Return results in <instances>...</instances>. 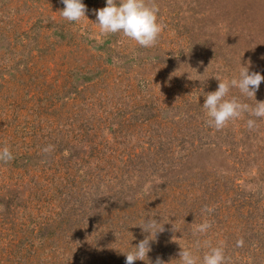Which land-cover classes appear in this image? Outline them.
<instances>
[{
    "label": "rangeland",
    "instance_id": "rangeland-1",
    "mask_svg": "<svg viewBox=\"0 0 264 264\" xmlns=\"http://www.w3.org/2000/svg\"><path fill=\"white\" fill-rule=\"evenodd\" d=\"M83 3L70 22L62 0H0V264H125L147 217L164 231L134 264L205 242L264 264V118L216 130L202 108L217 79L264 75V0H155L149 48L101 34L106 0ZM233 96L254 106L264 81Z\"/></svg>",
    "mask_w": 264,
    "mask_h": 264
},
{
    "label": "clouds",
    "instance_id": "clouds-1",
    "mask_svg": "<svg viewBox=\"0 0 264 264\" xmlns=\"http://www.w3.org/2000/svg\"><path fill=\"white\" fill-rule=\"evenodd\" d=\"M65 7L59 11L67 21L78 22L82 17H86V6L83 0H62ZM96 22L101 34L122 33L123 36L134 40L139 46L149 48L156 44L163 25L159 21V6L155 0H106V6L95 10ZM211 63V62H210ZM210 65V64H209ZM219 81L218 89L206 94L203 109L206 110L207 121L210 127L220 130L230 121L242 117L247 113L250 117L264 118V101H257L255 105L241 102L239 98L228 97L232 88L239 89L240 93L255 97L264 75L259 72H250L248 67H241L238 78H227ZM247 127L254 129L257 120L247 119ZM52 145L42 149L49 153L53 150ZM14 159L13 153L8 146L0 148V162L8 163ZM206 211L211 212L208 208ZM142 229L148 233L145 239L133 246V250L126 254L125 264H134L137 260H144L150 248L151 236H155L164 231L163 224L157 222L153 217L145 218ZM211 228V223L204 220L196 224L194 233L204 234ZM199 243V242H198ZM208 250L200 258L193 254L190 248H181L179 253L180 264H227V257L223 246H211L205 242ZM243 239H238L237 247L243 246ZM156 264H164L159 258Z\"/></svg>",
    "mask_w": 264,
    "mask_h": 264
}]
</instances>
